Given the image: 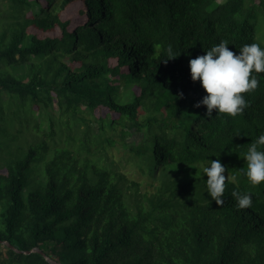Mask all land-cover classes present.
Instances as JSON below:
<instances>
[{"label":"trees","instance_id":"trees-1","mask_svg":"<svg viewBox=\"0 0 264 264\" xmlns=\"http://www.w3.org/2000/svg\"><path fill=\"white\" fill-rule=\"evenodd\" d=\"M255 1L0 0V241L62 264H264V183L244 175L264 135V73L242 114L208 117L188 64L221 41L264 48ZM74 3L77 22L63 17ZM169 46L180 54L164 63ZM153 89L161 106L143 117ZM117 130L153 192L109 161ZM217 159L219 207L203 171ZM0 264L51 263L0 243Z\"/></svg>","mask_w":264,"mask_h":264},{"label":"clouds","instance_id":"clouds-1","mask_svg":"<svg viewBox=\"0 0 264 264\" xmlns=\"http://www.w3.org/2000/svg\"><path fill=\"white\" fill-rule=\"evenodd\" d=\"M168 60L175 59L179 54L167 49ZM190 76L193 82L199 81L206 95L194 107L206 106V115L212 116L213 110L220 114L236 117L249 107L245 100L246 93L254 92L259 86V80L254 73H264V48L258 43L244 45L241 50L234 52L228 47L227 41H221L218 45L205 51L204 55L190 59ZM264 146V135L251 143L245 155L247 170L244 175L247 180L257 186L264 183V150H258ZM207 176L208 194L216 205L222 206L223 196L229 177L225 175L226 167L217 160H211L210 166L203 169ZM236 182L235 175L230 177ZM240 209L250 208L252 205L251 194H241L233 191Z\"/></svg>","mask_w":264,"mask_h":264},{"label":"rangeland","instance_id":"rangeland-1","mask_svg":"<svg viewBox=\"0 0 264 264\" xmlns=\"http://www.w3.org/2000/svg\"><path fill=\"white\" fill-rule=\"evenodd\" d=\"M4 1V0H3ZM223 0H219L221 2ZM257 4H259V0L255 1ZM77 8H78V3H74L71 6L68 7L67 11L64 13L63 17L64 18H71L73 22L78 21V15H77ZM255 14L256 18L254 20L255 26H256V32H257V38L260 42L264 44V15L262 12L261 7H256L255 8ZM55 33V32H54ZM53 32L50 33V35L54 34ZM18 74L22 75L23 71H17ZM23 78H26L24 75ZM127 85L125 83H122V90L129 92L132 96V98L136 93H139V89L133 90V82H129L127 79H125ZM127 94V93H126ZM145 108H144V115L143 117L150 116L155 113V110L152 109L153 107L159 108L161 106V103L159 102L158 104H155L154 102L157 101V91L155 89L149 90L145 96ZM103 113L106 112V110H102ZM50 113L52 115H57L59 114L58 107L55 104L54 107L50 109ZM44 127H48V120H43L42 121ZM109 135L112 138V146L108 148V156H109V161L112 163V165L117 169L122 171L127 175L129 178H133L137 181L142 182L141 185V191L142 192H153L156 190V187L160 184V181L157 179H154L152 177H148L143 172L141 171L140 168V163L139 159L135 157L132 152L130 151V147H125L124 143L125 140L123 136L121 135L120 131H114L110 132ZM30 137V135L28 136ZM133 139H136L137 143L139 142L138 140V135H133L132 136H127L126 140L129 142L128 144L130 145L133 141ZM186 171L180 170L178 173V176L180 178L185 177ZM192 178V177H189Z\"/></svg>","mask_w":264,"mask_h":264},{"label":"water","instance_id":"water-1","mask_svg":"<svg viewBox=\"0 0 264 264\" xmlns=\"http://www.w3.org/2000/svg\"><path fill=\"white\" fill-rule=\"evenodd\" d=\"M0 243H3V244H6L8 245L10 248L14 249L15 251L19 252V253H24V254H28V253H31V252H38L40 254L43 255V257L48 261L50 262L51 264H62L58 261H56L55 259H53L52 257H50L49 255H47L45 252H43L41 249L35 247V248H32L28 251H22V250H19L18 248L14 247L13 245H11L9 242L7 241H0Z\"/></svg>","mask_w":264,"mask_h":264}]
</instances>
